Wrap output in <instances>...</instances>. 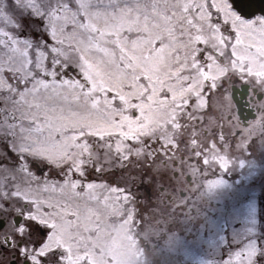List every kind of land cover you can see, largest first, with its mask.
Wrapping results in <instances>:
<instances>
[{
  "label": "snow or ice",
  "instance_id": "snow-or-ice-1",
  "mask_svg": "<svg viewBox=\"0 0 264 264\" xmlns=\"http://www.w3.org/2000/svg\"><path fill=\"white\" fill-rule=\"evenodd\" d=\"M245 2L11 0V16L0 5V264H80L74 241L96 189L136 158L133 147L151 152L159 140L145 143L133 125L210 53L237 54L238 17L264 33V14ZM17 172L34 195L19 194ZM258 257L264 247L248 240L226 264Z\"/></svg>",
  "mask_w": 264,
  "mask_h": 264
},
{
  "label": "rangeland",
  "instance_id": "rangeland-1",
  "mask_svg": "<svg viewBox=\"0 0 264 264\" xmlns=\"http://www.w3.org/2000/svg\"><path fill=\"white\" fill-rule=\"evenodd\" d=\"M0 5L11 16L8 10L11 0H0ZM232 14L236 15L234 11ZM238 19L241 43L236 47L237 54L233 56L226 48L221 49L223 55L210 53L212 59L205 68L190 71L188 80L171 97L152 103L141 126L133 125L136 132L146 134L145 143L149 142L147 136L159 140L151 152L146 148L137 150L133 147L130 154L136 158L126 168L116 169L115 175L110 174L96 189L98 201H90L91 222L82 227L80 236L74 241L75 256L83 258L80 264H131L130 253L138 256L134 264H226L219 253L229 242L224 234L221 235L226 229L230 238L233 236L230 242L237 244L231 243L230 255L256 236H259L256 242L264 247V208L257 213L253 207L258 215L242 205L208 210L200 207L201 193L198 197L191 193L181 197L176 193L173 198L167 189L160 191L172 173L171 166L164 163L169 159L164 156L172 147L191 145L194 141L185 127L188 121H195L205 105L203 90L209 86L213 89L221 78L228 75L252 80L264 90V33L257 34L248 22ZM18 23L22 24V19ZM21 32L27 35L30 30L24 26ZM225 102L232 104L228 94ZM188 108L195 113L189 114ZM218 114L215 110V115L209 119L215 120ZM103 158L101 155L100 159ZM50 162L59 164L63 161L51 159ZM15 177L22 197L35 194V182L29 184L30 178L21 176L19 172ZM140 183L152 187L153 198L149 203L145 198L140 199L143 193L137 189ZM185 188L182 184L180 189ZM184 252H187L186 260ZM215 252L218 258L211 262Z\"/></svg>",
  "mask_w": 264,
  "mask_h": 264
},
{
  "label": "flooded vegetation",
  "instance_id": "flooded-vegetation-1",
  "mask_svg": "<svg viewBox=\"0 0 264 264\" xmlns=\"http://www.w3.org/2000/svg\"><path fill=\"white\" fill-rule=\"evenodd\" d=\"M259 85L228 75L213 89L209 86L203 90L205 105L195 121H188L185 127L194 141L183 147L176 145L164 156L169 159L164 163L171 166L172 173L166 185L160 187L161 192L167 189L173 198L176 193L181 197L187 193L198 197L201 193L200 207L206 209L232 205L264 208V90ZM232 93H237L242 106L251 111L252 119L240 118ZM227 94L231 105L225 102ZM215 110L219 114L210 120ZM188 112L195 113L192 108ZM247 113L244 111L242 117ZM215 181L224 183L210 187ZM182 184L185 190L180 189ZM137 188L143 192L140 199L149 203L152 187L140 183ZM10 258L4 257L5 264Z\"/></svg>",
  "mask_w": 264,
  "mask_h": 264
},
{
  "label": "water",
  "instance_id": "water-1",
  "mask_svg": "<svg viewBox=\"0 0 264 264\" xmlns=\"http://www.w3.org/2000/svg\"><path fill=\"white\" fill-rule=\"evenodd\" d=\"M245 11L251 14H264V0H246ZM238 106L240 105L237 101Z\"/></svg>",
  "mask_w": 264,
  "mask_h": 264
},
{
  "label": "bare ground",
  "instance_id": "bare-ground-1",
  "mask_svg": "<svg viewBox=\"0 0 264 264\" xmlns=\"http://www.w3.org/2000/svg\"><path fill=\"white\" fill-rule=\"evenodd\" d=\"M129 255L131 264H134L135 260L138 259V256H136L134 253H130Z\"/></svg>",
  "mask_w": 264,
  "mask_h": 264
}]
</instances>
